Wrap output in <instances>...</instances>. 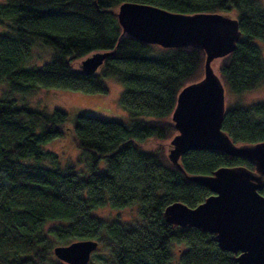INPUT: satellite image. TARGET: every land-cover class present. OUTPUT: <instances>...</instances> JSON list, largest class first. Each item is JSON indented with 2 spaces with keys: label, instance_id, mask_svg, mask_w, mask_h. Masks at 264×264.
I'll return each instance as SVG.
<instances>
[{
  "label": "trees",
  "instance_id": "16d2710c",
  "mask_svg": "<svg viewBox=\"0 0 264 264\" xmlns=\"http://www.w3.org/2000/svg\"><path fill=\"white\" fill-rule=\"evenodd\" d=\"M125 2L148 4L186 14L232 15L242 36L233 53L215 60L224 86L242 93L264 82V8L259 0H7L0 4V264H65L53 249L92 239L111 264H237L210 233L179 227L164 218L165 208L181 202L194 208L212 193L186 175H209L221 166L250 160L216 150H192L173 165L168 152L177 134L171 119L179 92L203 77L205 54L194 47L160 48L123 33L117 11ZM39 50L49 61L24 67ZM107 53L103 71L85 74L80 65ZM40 57V56H38ZM99 67V68H100ZM98 68V69H99ZM124 85L123 108L131 123L77 115L73 126L60 109L20 107L39 89L108 92L102 77ZM222 129L235 144L264 142V102L227 109ZM73 131L90 174L73 165L45 167L57 156L44 145ZM156 141V150L142 146ZM106 169L100 171L101 161ZM264 196V188L260 191ZM135 209L126 221L93 214L100 208ZM89 264H94L90 261Z\"/></svg>",
  "mask_w": 264,
  "mask_h": 264
},
{
  "label": "water",
  "instance_id": "95a60500",
  "mask_svg": "<svg viewBox=\"0 0 264 264\" xmlns=\"http://www.w3.org/2000/svg\"><path fill=\"white\" fill-rule=\"evenodd\" d=\"M123 33L163 48L194 47L205 54L203 77L178 94L172 121L177 134L170 141V162L180 168V157L192 150H216L250 160L245 166H221L209 175H186L212 194L190 208L174 202L164 210L165 220L175 226L202 230L215 236L222 251L237 254V264H264V142L235 144L222 129L225 86L213 67L215 60L233 53L242 36L237 18L221 13L172 12L140 3L125 2L117 11ZM95 53L82 61L85 74H94L108 57ZM98 242L79 240L54 247L53 254L65 264H89Z\"/></svg>",
  "mask_w": 264,
  "mask_h": 264
},
{
  "label": "rangeland",
  "instance_id": "374dc122",
  "mask_svg": "<svg viewBox=\"0 0 264 264\" xmlns=\"http://www.w3.org/2000/svg\"><path fill=\"white\" fill-rule=\"evenodd\" d=\"M7 0H0V4L6 3ZM261 6L264 8V0H259ZM229 17H232L230 15ZM0 31L3 28L0 26ZM255 43L259 46L264 55V41L256 40ZM158 46V45H157ZM160 47V46H159ZM162 48V47H160ZM36 55V49L33 48V57L28 60L24 67H36L41 68L45 63L49 61L47 57L48 53L44 50H39ZM213 67H216V63ZM103 71L102 67L97 70L98 74ZM108 92L102 93H83L69 90L59 89H39L35 94L27 96L25 98L20 95H15L14 98L20 107H28L37 111H52L54 109H60L68 114V123L73 126V122L77 115H91L98 116L108 120L122 121L126 124L131 123L129 113L123 108L121 103V96L124 91V85L113 76L102 77ZM5 92V87H0V93ZM264 102V82L255 89L248 90L242 93H234L230 88L225 85V107L226 110L234 107L235 105H241L248 107L252 104ZM49 152H53L57 157L55 159L49 158L41 162L42 166L55 167L56 164L61 167L73 165L77 174L80 177L86 178L89 176L88 162L83 157L81 162L78 161L81 155V150L78 148L76 141L73 137V131H68L64 136L57 138L51 143L43 146ZM159 145L156 141H151L144 144L142 149L144 151H152L158 149ZM172 147V146H171ZM106 163L101 161L99 170H105ZM93 214L98 215L101 218L113 219L120 217L126 221H130L135 218V209L128 208L121 211L113 210L109 207L98 209ZM179 245L174 247V264H177V253ZM105 250L101 249L99 252H94L91 255L90 261H94V264H111L105 261ZM90 263V262H89Z\"/></svg>",
  "mask_w": 264,
  "mask_h": 264
}]
</instances>
